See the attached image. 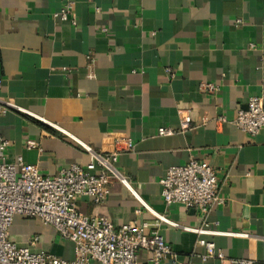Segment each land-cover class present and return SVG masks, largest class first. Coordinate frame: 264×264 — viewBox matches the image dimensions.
Wrapping results in <instances>:
<instances>
[{"label":"crops","instance_id":"0c3cea01","mask_svg":"<svg viewBox=\"0 0 264 264\" xmlns=\"http://www.w3.org/2000/svg\"><path fill=\"white\" fill-rule=\"evenodd\" d=\"M61 10L65 17H55ZM252 96L264 98V0H0V101L59 128L16 111L0 116L5 163L21 158L55 176L89 162L71 137L96 152L120 150L116 168L155 213L216 234L156 228L116 181L105 204L80 197L78 212L115 228L149 224L147 233L157 229L180 263L264 264V128L250 137L233 125ZM180 113L191 120L185 131ZM160 128L173 134L158 136ZM28 140L39 149H28ZM126 140L133 151H124ZM191 159L221 182L223 204L205 216L165 206L160 196L166 171ZM9 240L75 258L73 243L37 220L14 217ZM210 242L224 260H203ZM137 263L151 264L143 251Z\"/></svg>","mask_w":264,"mask_h":264},{"label":"built area","instance_id":"2783aa9c","mask_svg":"<svg viewBox=\"0 0 264 264\" xmlns=\"http://www.w3.org/2000/svg\"><path fill=\"white\" fill-rule=\"evenodd\" d=\"M65 15L66 10H61L55 17L64 18ZM201 89L210 93L215 91L210 84L201 85ZM10 111L35 117L10 101H0V116ZM36 119L59 130L41 118ZM223 121V118L218 119V122ZM190 123V117L180 113L181 130H187ZM233 125L250 137L259 134L264 128L263 96L250 97L245 108L236 111ZM171 134L173 131L169 129L158 130V136ZM71 140L88 154L89 162L84 167L72 165L60 170L55 176L41 175L35 166L24 164L21 158L16 164L5 163L8 142H0V264H88L91 261L97 264H138L137 254L141 251L148 255L151 264H162L167 259L171 264H187L178 262L177 255L164 242L157 229L147 233L149 224L115 228L106 218H89L78 212L76 202L80 197L89 199L95 205L105 204L109 186L116 181L131 192L144 211L154 217L156 228L163 223L198 235L213 233L180 226L155 213L136 195L129 181L116 168L120 150L96 152L75 138L71 137ZM122 143L125 152L133 151L130 140ZM26 147L39 149L32 140L26 142ZM159 184L165 206L180 204L205 216L214 206L223 204L219 195L221 182L214 170L192 159L184 166L169 168ZM137 213L140 211L137 210ZM16 216L37 220L43 226L53 228L64 240L72 242L74 260L68 262L50 254L32 253L28 247L21 248L12 243L9 229ZM36 241L37 238H34L29 244L33 245ZM205 249L203 260H224L222 254L216 253L213 243H207ZM230 264L254 263L249 260H231Z\"/></svg>","mask_w":264,"mask_h":264}]
</instances>
